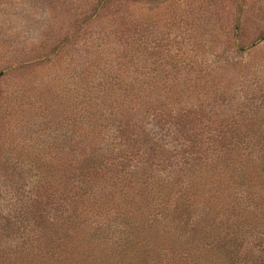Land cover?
<instances>
[{
	"label": "rangeland",
	"instance_id": "374dc122",
	"mask_svg": "<svg viewBox=\"0 0 264 264\" xmlns=\"http://www.w3.org/2000/svg\"><path fill=\"white\" fill-rule=\"evenodd\" d=\"M147 98L158 110L141 123L152 139L141 152L111 121L126 105L147 116ZM79 113L92 130L73 132ZM97 140L100 188L67 183L65 207L60 194L58 206L37 199L49 170L79 164ZM152 144L158 205L208 200L188 206L218 216L209 228L230 236V264H264V0H0V242L16 249L0 264H54L57 243L71 255L89 232L75 210L91 225L99 208L117 211L121 177L149 167Z\"/></svg>",
	"mask_w": 264,
	"mask_h": 264
},
{
	"label": "trees",
	"instance_id": "16d2710c",
	"mask_svg": "<svg viewBox=\"0 0 264 264\" xmlns=\"http://www.w3.org/2000/svg\"><path fill=\"white\" fill-rule=\"evenodd\" d=\"M43 97L46 102L49 101L52 105L53 101L56 100L55 93H50L47 96L43 94ZM141 100H143V104L146 106L145 109L149 106L147 116L143 117L140 111L141 108H138L136 105H126L127 107H123L122 111H118L116 115H113L111 122L118 124L117 131L122 135V139H125V142H128L130 145L132 144L133 147H139L142 152V149L146 146L145 142L149 144L152 139L149 137V132L146 133L147 130L143 129L144 127L141 123L144 122V120L146 121L147 117L149 118L151 116V118H153L154 113L157 112L158 109L153 108V100L151 102H149L150 100L148 98ZM51 108H54V105ZM77 116L78 117L75 118L76 120L80 119V122L77 126L73 121V132L78 133L79 131H84L88 126L91 128L90 130H92V125L87 124L89 120L87 118V113H79ZM149 123L151 126L153 125V122ZM146 124H148V122H146ZM27 126L28 125H26V128ZM113 127H115V125ZM93 131L97 134L95 130ZM259 131L261 132L262 130H252L248 131V133ZM245 134L247 133L245 132ZM141 137L145 139L144 145L138 141ZM87 145L93 148L92 155L88 156L85 151H83L85 158L81 160L79 164L70 168L72 163L71 165L67 163L64 164L62 168L56 167L52 171L49 170L47 176H51L50 180L52 183L48 182L49 189L44 186L43 189L46 190H41L37 198L40 200V197L45 198L47 200V207L55 206V196H57V194H60L58 195V198L60 197L59 202L64 200L61 203L65 207L69 184H72L73 188H80L79 191L86 190L83 186L90 188L101 187L99 182L103 179V176L100 175L101 172H98V170H102L106 165L104 164L102 156L99 154L101 150L99 149L98 140L96 143L89 141ZM155 145L156 144H152V147L147 151H150L152 154V160L149 162V167H146L147 169H143L141 172L131 175L125 174L121 177L123 179L122 182H124L123 184L126 185V187L129 186L130 189L126 193L124 204L118 206L117 211L112 212L114 207L110 209L101 207L97 211L95 209L94 211L96 212L94 215H97V221L94 222L95 225H91L88 224L89 221L82 224L79 221L80 217H76L78 208L75 210L73 220L77 224H81L80 226L82 227L86 226L89 232L79 244H76V246H74L75 243L73 244L74 249L71 255H67L65 248L57 243L59 252H56L54 264H230V236L222 237L219 231L214 233V228H209L213 221L215 222V220H217L218 216L216 218L215 216L213 218L211 216L208 222L210 214L209 212H204L206 213L205 216L203 213L193 219L196 207L188 206H193L191 200L199 204L197 207L198 209L202 207L201 205H204L202 208L207 207L208 209H212L214 206L213 204L210 205L208 200H205L206 204H204L203 200L200 201L197 200L198 198H191L190 194H188L189 196L185 195L176 199L173 211H170L168 207H161L158 205V201H156L157 198L155 197V190L157 188L160 190L165 189L166 184L163 183V180H158L159 175L153 176L151 174L153 171V162L161 163L162 159V157L158 156V153H161L160 149ZM262 147L261 154L263 153L264 155V145ZM144 153L145 152L141 155H144ZM127 155H130L127 156L130 166H132V163H135L139 157V155L135 154L133 156L130 152H127ZM68 168H70V170H68ZM230 168L233 169V166ZM98 178L100 179L99 181ZM45 179L48 180L47 178ZM67 183H69L68 186ZM76 184H79V187ZM139 184H142L140 191L132 193ZM55 185H58L60 189L54 190ZM221 192L222 194L224 193V191ZM84 196H86V194ZM78 197L79 200H81V197ZM151 204L156 205L155 209L152 208L153 205ZM39 205L42 207L43 203ZM56 205L58 206L57 203ZM141 205L148 207L143 210L144 207L140 208ZM256 205L258 207L260 204ZM240 207L242 206L233 208L239 209ZM148 210H150L154 219L153 225H148L147 223ZM16 214L17 212H14V216H16ZM71 223L72 221H70V224ZM189 227L192 228L189 229ZM68 239L67 247L70 243V238ZM107 241L111 244L109 245ZM44 242L46 245L49 243V240ZM51 243L53 242H50L48 245H51ZM23 246L26 245L23 244ZM200 246H206L208 249L205 251L203 250V252H198ZM42 248L44 247L42 246ZM0 250L2 253L10 254L16 249L8 250V246H4L1 241ZM4 250H6V252H4ZM38 256H40V254L35 255V258ZM1 258L0 255V259ZM25 259H27V257H25Z\"/></svg>",
	"mask_w": 264,
	"mask_h": 264
}]
</instances>
